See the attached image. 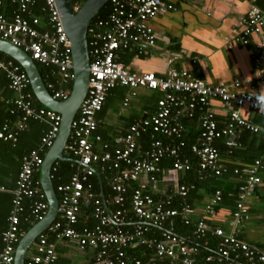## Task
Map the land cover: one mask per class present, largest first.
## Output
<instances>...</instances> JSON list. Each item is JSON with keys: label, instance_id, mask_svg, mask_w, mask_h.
Masks as SVG:
<instances>
[{"label": "built area", "instance_id": "1", "mask_svg": "<svg viewBox=\"0 0 264 264\" xmlns=\"http://www.w3.org/2000/svg\"><path fill=\"white\" fill-rule=\"evenodd\" d=\"M38 1L12 0L14 9L9 15L3 11L4 2L0 0V39L23 49L37 65L49 67L44 80L47 89L54 99L67 100L74 82L72 42L55 0H42L43 17L34 12ZM72 1L75 11L86 2ZM110 5L108 16L95 18L89 28L88 94L72 123L64 150L73 160L75 173L68 183L55 188L60 219L57 217L36 238L25 264H56L58 245L63 241L73 242L81 251L95 250V264H264V251L242 238L252 218L248 198L261 183L262 159L255 160L242 174L237 206L228 229L212 226L205 218L192 219L194 210L187 202L190 191L187 184L177 182L165 193L158 190V178L165 170L162 161L167 157L174 158L170 171L186 173L196 169L201 180L210 174L227 173L214 142L226 139L231 154L242 146L237 138L241 131L264 134V125L256 124L240 112L246 108L264 113V93L247 91L242 78H236L231 85H211L188 71L171 70L167 77H160L129 70L118 61L119 52L130 51L136 57L148 54L157 43L152 19L177 8L167 0H111ZM263 29L264 8L252 6L240 20L235 35L238 41L248 44L249 37ZM255 66L264 75V43L258 46ZM0 70L6 72L10 89L16 93L10 113L20 115L15 125L7 122L0 127V140L17 143L30 120L50 124L42 137L41 148L24 156L16 187L10 191L0 186V192L13 194L8 227L0 233V264H14L17 247L28 232L21 229L26 200L38 198L33 201L27 222H40L48 213L41 177L36 179V175L41 174L45 159L41 150L48 152L54 145L62 116L35 105L30 79L15 60L0 54ZM118 87L128 89L133 97L139 89L164 95L157 101L153 114L137 120L122 136L107 142L98 132L97 117ZM212 101L232 107L226 125L220 126L216 120ZM125 103L128 104V99ZM197 110L201 112L200 136L191 147L197 159L195 168L191 159L182 155L188 133L183 119L194 117ZM144 138L147 148L141 146ZM55 165L52 171L56 170ZM96 171L101 176L102 172L111 174L109 198L97 195L94 190L91 179ZM234 173L240 175L239 170ZM180 201L179 207H175ZM222 201L223 192L217 190L206 204L205 213L214 214ZM84 206L92 208L91 215L85 218ZM176 217L194 227L193 238L175 233L172 221ZM89 221L93 226H89Z\"/></svg>", "mask_w": 264, "mask_h": 264}, {"label": "crops", "instance_id": "2", "mask_svg": "<svg viewBox=\"0 0 264 264\" xmlns=\"http://www.w3.org/2000/svg\"><path fill=\"white\" fill-rule=\"evenodd\" d=\"M167 1L177 10H168L152 19L151 24L157 34L156 46L140 57L130 51H120L119 62L131 71L155 73L160 77H167L171 70L188 71L193 77L211 85H231L236 78H242L246 82L247 91L264 93V75L255 66L258 46L264 43V29L260 34L251 35L248 44L238 41L235 35L239 30L240 20L252 6L264 8V0ZM163 95L157 91L139 89L133 97L128 89L116 88L111 92L101 115L98 114L99 134L103 139L110 140L107 142L122 136L131 124L153 114L157 101ZM14 97L16 94L6 86H0V111L10 108ZM211 107L219 125H226L232 107L220 101H212ZM240 112L245 118L254 122L256 119L260 120L259 125H264V113L246 108L240 109ZM194 117L185 116L183 119V122L186 120L185 126L190 125V129H187L190 134L195 131L198 134L200 131V118L193 121ZM245 132L250 131L238 133L239 141L247 135ZM248 134H251L249 143L254 138L252 135L264 136L253 132ZM247 149L248 145L241 146L233 158L229 154L222 156V163L228 172L222 176H210L214 186L229 197L238 194V187L244 178L242 174L253 161L254 153ZM260 159L264 163V155ZM228 162L232 163L233 169L240 171V175H236L235 170H230ZM170 169H165L158 178L160 193L172 190L177 182L186 184V173ZM260 177L261 183L248 198L252 218L246 225L242 238L264 251V169L260 172ZM212 196L206 195L205 189H200L194 198L192 195V200L189 201L194 210L192 219L196 221L198 218H205L212 226L228 229L232 209L227 205L221 203L214 214L205 213V206ZM58 255L57 264H95L96 251H81L73 242L63 241L58 245Z\"/></svg>", "mask_w": 264, "mask_h": 264}, {"label": "trees", "instance_id": "3", "mask_svg": "<svg viewBox=\"0 0 264 264\" xmlns=\"http://www.w3.org/2000/svg\"><path fill=\"white\" fill-rule=\"evenodd\" d=\"M3 2H4L3 11H5L7 14L10 15L14 9V4L12 3V0H3ZM41 5H42V0H39L37 7L34 8V12L40 16H41V13H40ZM110 11H111V5L109 3L105 8L101 10V12L98 14L96 19L106 18L108 14L110 13ZM0 54L4 58L11 59L10 57H8L7 55L3 53H0ZM38 67H39L42 77L44 78V80H46V76L50 72L49 67H46L43 65H38ZM53 81H56V79H53ZM3 85L4 87L6 86V88L9 89V91L16 94L14 91L10 89V80L7 78L6 72L3 70H0V86H3ZM72 88H73V85H71V89ZM30 89L31 91H33L32 87ZM15 98L16 97H14V99ZM34 102L36 106L43 107V105L37 100L35 96H34ZM10 108L0 111V127H2L7 122L10 125L11 124L15 125L16 122L18 121V118L20 117L19 113L16 115H11ZM102 112L103 111H101V113ZM196 112L197 113H195L196 115L193 118V121H196L198 118L201 117V112L199 111L200 112L199 113L198 110ZM255 121L257 122V123L255 122L256 124L260 123V120L256 119ZM184 122H186V120ZM186 127L187 129L188 128L190 129V125L188 124L186 125ZM49 128H50V124L47 121L40 122L37 120H30L28 122L27 129L20 133L17 143L6 142V141L0 140V186H4L10 191H12L16 187V182L21 172V167H22L24 156L29 154L32 150L41 148L42 137L44 136L45 132ZM188 133H187V136L185 137L186 144L183 148L182 155L186 158H190L191 161L195 164V168H196L197 159L195 155L192 153L191 147L198 140L200 136V131L198 132V134L196 133V131L193 134L192 133L188 134ZM245 133H247V135H245L241 139L242 142L241 141L240 142L242 143V146L248 145V149L253 151L254 153V158L252 159L253 160L252 163H253L255 160L262 158V156L264 155V136L263 135L262 136L252 135L254 138L249 143V138L251 134H248L250 132H245ZM104 140L110 141L109 139H104ZM255 142H257V145H254ZM141 146H143L142 148H147L149 146L145 138L141 141ZM214 146L217 147L218 150L220 151L221 157L222 156L224 157L229 154V149L226 144V139L223 138V139L215 140ZM237 149L238 148H235L233 152L229 154L228 156H232V158L235 157L238 154ZM41 153H42V156L45 157L47 150L43 149L41 150ZM173 162H174V158L167 157L165 160L162 161V167H164L165 169L171 168L173 166ZM227 164L230 167V170H235L233 169L234 166L232 165L231 162H228ZM74 167L72 166L71 162H62V161L58 162L55 165L56 170L52 171L53 182H54L55 188L60 184L69 182L72 175L75 173ZM210 176L211 174L201 180L196 172V169H193V171L186 172L185 182L190 188L189 195L187 198L188 203L190 200H192V195L194 198V196L196 195V193L199 192L200 189L202 190L205 189L206 195H211V194L214 195L217 190H220L214 186V183H212L213 178H211ZM40 177H41L40 173L36 175V179H40ZM110 177H111L110 172L108 171L102 172V176H101L102 186L97 176L92 177L91 182L94 186V190L97 195L99 196L103 195L106 198H109V196L112 194L111 187L109 184ZM37 199L38 198L28 199L25 202L26 211L21 217V220H22L21 229H23L24 232L29 231L36 223H38L35 220L30 221L31 223L26 221V218L30 217L31 215V207H32L33 201ZM12 200H13L12 192H9V191L0 192V233L6 230L8 227V218L13 208ZM237 201H238V194L236 196L229 197L226 193L223 192L222 204L227 205V207L232 209V212L236 209ZM180 203L181 201L176 202L174 206L178 208ZM91 210H92L91 206L83 207V213H85L84 218L87 215L88 216L91 215ZM250 213H251V210H250ZM58 219H60V216L58 217ZM172 224H173L176 234L186 239L193 238L194 227L191 224L190 225L185 224L181 217L174 218L172 221ZM89 226H93V223L91 221H89ZM155 232L157 231L155 230ZM158 234L159 233H156V236H158ZM212 245H214V243ZM203 254H208V253L207 251H204Z\"/></svg>", "mask_w": 264, "mask_h": 264}, {"label": "water", "instance_id": "4", "mask_svg": "<svg viewBox=\"0 0 264 264\" xmlns=\"http://www.w3.org/2000/svg\"><path fill=\"white\" fill-rule=\"evenodd\" d=\"M111 0H86L80 10H74L72 0H55L65 31L72 42L74 60V82L70 97L67 100L54 99L46 87L37 63L23 49L0 39V53L19 63L27 73L31 87L37 100L46 108L62 116V125L58 138L47 152L41 170V185L46 194L49 209L46 217L33 226L21 239L15 256L14 264H25L28 251L36 238L52 225L59 214V200L52 179V169L57 162L73 161L65 155L72 123L85 100L89 89V28ZM96 176L102 186L101 175Z\"/></svg>", "mask_w": 264, "mask_h": 264}]
</instances>
